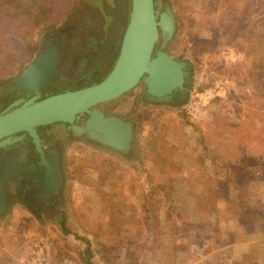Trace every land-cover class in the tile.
<instances>
[{"label": "rangeland", "instance_id": "rangeland-1", "mask_svg": "<svg viewBox=\"0 0 264 264\" xmlns=\"http://www.w3.org/2000/svg\"><path fill=\"white\" fill-rule=\"evenodd\" d=\"M51 2L52 19L39 28L22 26L21 23L15 25L9 16L0 20V28L3 29L0 30V81L16 76L20 68L31 62L35 54L32 45H37L45 29L66 19L80 18L78 15L84 18L86 15L82 10V0ZM170 2L175 9L177 25L172 50L178 56L189 57L196 68L197 88L188 115H178L167 108L145 113V127L136 141L137 155L143 164L139 167L120 161L115 153L106 156L94 151L77 155L67 167L71 197L77 194L80 199V195L89 193L105 196L109 190L115 192L114 197L113 193L109 195L113 206L108 209L118 224L123 223L121 211L126 201L127 204L132 201V214L140 210L146 216L148 212L141 206L142 195L143 201L159 203L161 200L166 202L165 192L177 190L174 195L179 193L174 197L178 199L181 196L183 200L178 211H187L184 208L191 201L188 191L193 195L221 191L223 201H228L224 204L229 205L231 191L226 180L214 178L210 158H215L217 167H230L231 163L237 165L238 159H259L264 155V0ZM84 19L88 25L87 16ZM211 40L214 42L209 43ZM127 95L116 100L115 105L124 108ZM162 168L168 169L167 174L172 181H166ZM232 176L234 191L243 192L244 198L249 199L258 211H264V166L242 167L232 172ZM183 178L189 183L186 184ZM197 181L207 185L202 184L198 188L195 183L196 187L193 186ZM161 185L163 188L159 190ZM117 191L122 192L118 195L123 201L116 195ZM124 194L128 199L122 197ZM209 196L221 203L214 195V199ZM208 200L201 196V202ZM195 201L200 204L195 198L191 205ZM74 207L73 213L77 217ZM231 215L233 213L230 212V218ZM6 218L1 225L16 232L1 242L11 241L19 232H33L29 244L22 248L27 257L31 256L35 241H41L47 247L51 264L56 262L55 256L61 255L60 252L78 259L85 254L87 246L82 245L84 248H81L77 242L85 243V240L74 238L71 241L59 232L66 221L63 216L39 222L26 212L19 217ZM194 218L198 221L197 216ZM127 220L132 226L136 224L131 218ZM28 223L31 230L26 226Z\"/></svg>", "mask_w": 264, "mask_h": 264}, {"label": "flooded vegetation", "instance_id": "flooded-vegetation-1", "mask_svg": "<svg viewBox=\"0 0 264 264\" xmlns=\"http://www.w3.org/2000/svg\"><path fill=\"white\" fill-rule=\"evenodd\" d=\"M131 9L132 0H82V10L86 14L84 18L87 16L88 25L78 15L80 18L66 19L45 29L37 40L31 62L42 52L54 57L56 65L53 79L39 89V96L35 90L17 87L14 76L0 81V113L12 110L35 97L42 100L100 83L117 61ZM175 35L176 33L165 43L160 31L154 57L161 50L184 65L181 86L174 88L166 97H159L148 93L146 81L142 78L128 93L124 108L116 106L115 101L95 107L105 117L117 115L124 123L132 125L133 140L128 141L132 149L128 154L114 151L102 144L101 134H95L88 126L90 114L77 116L73 123L55 122L38 126L37 137L30 136L28 132H18L10 136V143L0 145V188L8 202L6 211H0V224L5 223L8 216L19 217L26 212L39 222L54 220L59 216H74L73 205L69 207L68 213L66 208L70 206V198L73 197L68 185L67 167L77 155L86 154V151L106 156L115 153L120 161L131 166L143 165L142 159L137 155L136 141L145 127V113L167 108L178 115H188L193 104V93L197 88L194 63L189 57L178 56L172 50ZM24 68L25 66L20 68L16 75ZM16 102L19 104L15 105ZM73 126L82 127L85 131L81 135H75ZM10 137L3 138L0 142ZM47 170V175L53 171L55 178L48 184L49 188H41V178L45 177ZM1 195L2 193V202L4 196Z\"/></svg>", "mask_w": 264, "mask_h": 264}, {"label": "water", "instance_id": "water-1", "mask_svg": "<svg viewBox=\"0 0 264 264\" xmlns=\"http://www.w3.org/2000/svg\"><path fill=\"white\" fill-rule=\"evenodd\" d=\"M174 13L170 0H132L130 21L121 50L107 76L90 87L55 94L42 100L35 97L12 110L1 112L0 140L18 132H28L30 136L37 137L38 126L55 122L73 123L77 116L90 114L88 126L95 134H101L104 146L120 153L131 152L132 147L128 141L133 140L132 125L124 123L117 115L105 117L95 107L125 96L142 78L146 81L148 93L159 97H166L174 88L182 85L184 65L161 50L154 57L160 31L165 43L176 32ZM55 65L56 59L42 52L19 75L14 76V81L17 87L35 90L39 96V89L53 79ZM18 104L19 102L15 103ZM73 127L75 135H81L85 131L82 127ZM11 141V137L7 138L0 145ZM47 172L49 170L41 178V188H49L48 184L55 178L53 171L50 175ZM0 193L4 196L0 201V211L4 212L8 202L1 188Z\"/></svg>", "mask_w": 264, "mask_h": 264}, {"label": "crops", "instance_id": "crops-1", "mask_svg": "<svg viewBox=\"0 0 264 264\" xmlns=\"http://www.w3.org/2000/svg\"><path fill=\"white\" fill-rule=\"evenodd\" d=\"M218 180L223 179L219 178ZM107 193L105 196L98 195L97 192L89 193V195H80V199L76 194L70 198L72 205L75 206L73 207L77 210L75 214L77 217L70 215V217L64 218L66 221L61 229H56L63 232L71 241L74 238L85 240V243L77 241L79 247L87 246L83 257L79 256L80 262L86 264L85 261L90 259L94 264H166L162 252L154 255L150 251L154 240L151 237L147 214L144 216L140 210L132 214L130 207L132 201L130 204H127L126 201L124 209L121 211L123 217L120 220L123 223L118 224L116 220L112 219V213L108 209L113 206V203L110 202L113 200L109 196L113 191L109 190ZM125 193L129 195V192ZM118 194H122V192H116L120 199ZM114 195L115 192L113 197ZM209 195L212 199H214L212 196L214 195L221 203L211 200ZM205 196L209 199L208 202H200L199 207L196 201L193 205H191L192 201L188 204L190 209H194L198 223L195 228L193 227L195 231L191 235L192 239L186 240L188 248L179 252L177 260L173 261V264H264V222L261 227H258L259 222L251 219L246 229L239 222L237 216L231 215L230 218L226 205H224V202L228 201H223L221 191L209 192ZM122 197L127 198V195L124 194ZM141 204L144 208L142 197ZM188 205L185 207L189 210ZM69 207H66L67 213L70 211ZM130 218L133 224L136 223L135 225L132 226L128 222L127 219ZM181 224L177 223L176 225ZM26 226L30 227L31 225L28 223ZM31 229L30 227L29 230ZM15 232L16 230L13 231V228H6L0 224V240ZM76 232L80 234L78 235ZM31 234L33 232L28 231L27 234L19 232L9 242L0 241V264H28L30 255L28 257L27 254L24 255L22 248L29 244ZM160 259H162L161 263Z\"/></svg>", "mask_w": 264, "mask_h": 264}, {"label": "trees", "instance_id": "trees-1", "mask_svg": "<svg viewBox=\"0 0 264 264\" xmlns=\"http://www.w3.org/2000/svg\"><path fill=\"white\" fill-rule=\"evenodd\" d=\"M51 3V0H0V20L3 19L2 17L4 16H9V18L13 21L15 25H19L21 23L22 26L30 25L31 28L34 27L36 29L39 28L41 24L52 19L51 16L53 15V13ZM0 30L2 31L3 29L0 28ZM214 36H217V34H215ZM212 42L214 41H209V43ZM36 47L37 45H32V50L35 51ZM203 138L204 137H201V139ZM210 159V166L212 167L211 169L212 173L214 174V178H223L224 180H226L229 191H231L232 194L230 196L231 203H229V205H226L227 212H231L233 213V215H236L238 217L239 222L243 224L246 229L249 226L251 219L255 220L257 223L259 222L257 226L261 227V224H263L264 222V211H258L254 204L250 203L251 201L249 199L244 198V195L242 194L243 192L234 191L236 190V187H234L232 172L234 173L238 171L239 168L248 167L254 164H261L264 166V155H261V158L259 159H253L251 157L250 159H244L243 161L238 159L236 161L237 165L231 163L230 167H228V165H222L217 167L215 158L212 157ZM214 169L215 172L213 171ZM161 173L166 177V181L173 180L167 174L168 169L162 168ZM183 179L186 181V184L189 183L186 178ZM174 183L176 185V182ZM195 183L197 184L198 188H200V186L202 187V184L207 185V183L204 184L203 182L197 181L192 184L195 187ZM158 188L159 190H162L163 187L161 185ZM176 191L177 190L165 192L163 197L167 199L166 202H164L163 200H161V202L159 203H148L146 200L143 201V206L148 212L147 220L149 222L150 231L152 233L151 237H153L154 240V245H152L150 251L154 255L160 254L162 252L165 257V261L167 262L166 264H173V261L177 260L179 252L184 251V249L188 248L186 240L192 237L191 235L195 231L193 227L195 228L196 224L198 223L197 221H195L194 218V216L196 215L193 216L194 209H190V205H188L189 210L186 207L184 209L187 211H178V207L179 209L181 208L180 205L183 200L180 198L181 196L178 199L174 197L179 193L177 192V194L174 195ZM187 194L191 196V201L197 198L198 202H201V196H204V194L193 195V193L189 191ZM204 198H206V196ZM177 223L182 224L177 226ZM60 254L61 255L56 254V262L52 264H55L68 256V253L60 252ZM68 257H72L76 259L80 264H82V262H80V258L78 259L74 255ZM81 257H83V254L81 255ZM161 261L162 259H160V263ZM85 263L94 264L92 261H90V259L86 260Z\"/></svg>", "mask_w": 264, "mask_h": 264}, {"label": "built area", "instance_id": "built-area-1", "mask_svg": "<svg viewBox=\"0 0 264 264\" xmlns=\"http://www.w3.org/2000/svg\"><path fill=\"white\" fill-rule=\"evenodd\" d=\"M28 264H51L46 246L41 241H35L31 249ZM55 264H80L72 257H65Z\"/></svg>", "mask_w": 264, "mask_h": 264}]
</instances>
